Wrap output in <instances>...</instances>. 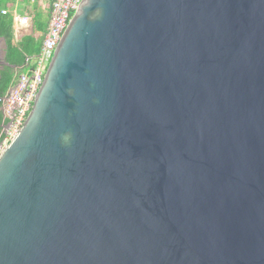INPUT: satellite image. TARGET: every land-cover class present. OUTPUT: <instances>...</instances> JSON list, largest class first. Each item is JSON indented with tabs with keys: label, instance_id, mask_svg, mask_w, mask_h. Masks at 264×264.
<instances>
[{
	"label": "water",
	"instance_id": "1",
	"mask_svg": "<svg viewBox=\"0 0 264 264\" xmlns=\"http://www.w3.org/2000/svg\"><path fill=\"white\" fill-rule=\"evenodd\" d=\"M0 264H264V0H81L0 152Z\"/></svg>",
	"mask_w": 264,
	"mask_h": 264
},
{
	"label": "built area",
	"instance_id": "2",
	"mask_svg": "<svg viewBox=\"0 0 264 264\" xmlns=\"http://www.w3.org/2000/svg\"><path fill=\"white\" fill-rule=\"evenodd\" d=\"M35 1L30 0V3ZM45 1L48 2V22L40 52L34 59H25V63L29 66L28 71L18 75L9 93L0 99L2 124L9 122L7 129L0 134L2 136L0 152L18 134L24 123L42 83L46 67L68 22L81 2V0Z\"/></svg>",
	"mask_w": 264,
	"mask_h": 264
},
{
	"label": "trees",
	"instance_id": "3",
	"mask_svg": "<svg viewBox=\"0 0 264 264\" xmlns=\"http://www.w3.org/2000/svg\"><path fill=\"white\" fill-rule=\"evenodd\" d=\"M5 11V13H2ZM14 13L24 18L22 32L16 34L13 30ZM47 18L33 9L30 0H0V37L5 39V61L8 64L24 66L25 59H34L40 52L42 40L47 30ZM25 68L23 67L22 70ZM15 79L11 68L0 69V99H2ZM1 105V103H0ZM2 128V113L0 110V133ZM2 136L0 135V141Z\"/></svg>",
	"mask_w": 264,
	"mask_h": 264
},
{
	"label": "crops",
	"instance_id": "4",
	"mask_svg": "<svg viewBox=\"0 0 264 264\" xmlns=\"http://www.w3.org/2000/svg\"><path fill=\"white\" fill-rule=\"evenodd\" d=\"M32 5H33V9L37 13H39L42 16V18H47V16H48V2L47 1L36 0L34 3H32ZM24 22H25L24 18H22L20 15L14 13L13 30L16 34L22 32V30L24 28ZM23 67L25 68L24 70H22ZM28 68H29V66L27 64H25L24 66H17V69H16L17 73L16 74L14 73V75H15L14 81L16 80L18 75L27 72ZM14 81L12 82L10 87L8 88L9 91L12 88Z\"/></svg>",
	"mask_w": 264,
	"mask_h": 264
},
{
	"label": "rangeland",
	"instance_id": "5",
	"mask_svg": "<svg viewBox=\"0 0 264 264\" xmlns=\"http://www.w3.org/2000/svg\"><path fill=\"white\" fill-rule=\"evenodd\" d=\"M2 149H3V148H2ZM2 149H1V150H2Z\"/></svg>",
	"mask_w": 264,
	"mask_h": 264
}]
</instances>
